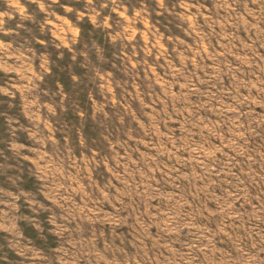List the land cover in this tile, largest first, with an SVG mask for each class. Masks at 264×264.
Listing matches in <instances>:
<instances>
[{
    "label": "rangeland",
    "instance_id": "rangeland-1",
    "mask_svg": "<svg viewBox=\"0 0 264 264\" xmlns=\"http://www.w3.org/2000/svg\"><path fill=\"white\" fill-rule=\"evenodd\" d=\"M0 264H264V0H0Z\"/></svg>",
    "mask_w": 264,
    "mask_h": 264
}]
</instances>
